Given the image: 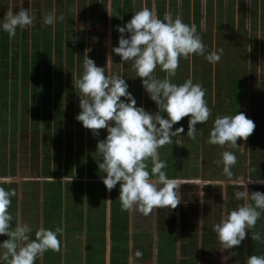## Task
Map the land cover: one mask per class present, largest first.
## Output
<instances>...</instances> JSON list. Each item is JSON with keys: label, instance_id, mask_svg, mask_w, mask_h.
Instances as JSON below:
<instances>
[{"label": "crops", "instance_id": "crops-1", "mask_svg": "<svg viewBox=\"0 0 264 264\" xmlns=\"http://www.w3.org/2000/svg\"><path fill=\"white\" fill-rule=\"evenodd\" d=\"M95 1L26 0L35 20L29 29L17 28L12 53L17 64L7 68L14 79L10 76L1 83L5 67H0V187L17 193L9 208L12 223L28 224L33 239L41 227L63 228L58 236L60 251L45 252L36 264H244L247 256L264 255V213L254 229L246 230L239 247L224 250L212 230L225 205L231 211L243 203L234 196L243 190L239 182L245 180L249 193H264V184L248 183L264 179V87L251 82L260 73L251 74L248 63L264 50V0H152V10L160 19L170 12L173 18L194 24L200 38L211 35L201 40L209 53L223 50L224 64L218 71L224 83L222 87L211 84L218 74H211L216 70L210 62H203L201 69L200 64H191L194 54L188 58L189 71L184 72L187 58L180 59L171 82L177 78L175 83L182 84L191 78L201 84L211 115L196 126L195 139L187 136L189 117L173 126V131L183 127L184 133L173 136L159 152L167 164L163 171L177 181L181 204L175 209L155 208L147 215L122 210L119 183L111 192L103 184L96 150L107 132L99 130L94 136L76 120L81 109L79 90L74 87L87 54L106 74L131 79L128 91L138 107L152 114L158 111L141 79L134 77L131 62H122L112 51L120 38L117 27L130 21L147 0H101L102 17L94 13ZM12 2L0 0V21L13 11ZM114 7L117 21H113ZM53 12L56 23L44 25V14ZM5 34L0 32L1 61L10 60L12 41ZM109 56L112 62L107 65ZM239 61L243 78L232 80L234 62ZM153 75L163 79L167 74L157 67ZM230 83L235 92L240 83L246 86L243 98L229 100ZM240 99L241 107L234 105L231 110L233 101ZM238 112L255 123L253 134L246 141L238 139L235 148L210 145L215 118ZM225 150L237 157L230 178L224 175L223 164L216 163ZM251 232H259L262 241H252ZM6 239L0 236L1 243Z\"/></svg>", "mask_w": 264, "mask_h": 264}, {"label": "clouds", "instance_id": "clouds-1", "mask_svg": "<svg viewBox=\"0 0 264 264\" xmlns=\"http://www.w3.org/2000/svg\"><path fill=\"white\" fill-rule=\"evenodd\" d=\"M63 19L61 16L60 20ZM34 20L35 17L27 9L21 8L15 13L9 10L0 21V28L11 39L15 37L17 28H31ZM55 23L54 12L44 14V25ZM117 31L120 38L118 47L112 49L113 53L122 62H131L134 77L141 79L143 88L158 111L152 114L138 107L125 79L109 71L106 74V69L96 66L86 54L82 73L74 84L79 90L81 109L76 120L85 129L91 130L94 136L99 134V130H106V138L97 143L96 154L102 161L98 163V168L104 173L103 184L109 192L119 183L118 199L122 210L135 209L147 215L155 208L175 209L181 204L178 184L163 171L167 164L160 159L159 149L170 144L173 136L184 133L183 127L173 131V126L185 117H189L187 136L195 139L196 126L208 121L211 109L201 84H194L191 78L176 84L171 82L170 77L175 75L181 58L195 54L216 63L223 50H219L220 54L217 51L209 53L196 34L194 24L184 23L179 16L173 18L170 12L160 19L148 8L134 12L131 20L123 27L118 26ZM111 62L109 56L107 65ZM157 67L167 74L163 79L153 75ZM255 127V123L243 112L217 116L207 142L235 148L238 147L237 140L246 141ZM221 156L222 159L216 163L223 164V173L230 178L237 157L228 150L223 151ZM67 177L63 178V182ZM253 182L264 184V179L248 180V183ZM239 183L243 190L236 191L234 196L243 203L231 211L225 205L221 220L212 228L224 250L239 247L247 231L255 228L261 213H264V193H249L245 180ZM16 195L14 189L0 187V236L7 237L0 243V264H36L45 252L60 251L58 236L63 233V228L58 226L53 231L41 227L36 230L33 239L30 236L33 230L28 224L16 222L13 225L9 208L11 198ZM108 202L111 203V200ZM251 239L262 241L259 232H251ZM244 264H264V255L247 256Z\"/></svg>", "mask_w": 264, "mask_h": 264}, {"label": "rangeland", "instance_id": "rangeland-1", "mask_svg": "<svg viewBox=\"0 0 264 264\" xmlns=\"http://www.w3.org/2000/svg\"><path fill=\"white\" fill-rule=\"evenodd\" d=\"M96 2V9H94V13H96V11H97V15L98 16H100V17H102V10H101V6H100V4H101V0H97V1H95ZM145 2V3H144ZM143 2V7L142 8H148L150 11H152L153 13H154V11L152 10V7H151V2H152V0H147V1H144ZM25 3H26V0H13V2H12V4H11V6H12V9H13V12L15 13V12H17L16 11V9H17V6H19V5H24L23 6V8L24 9H26V5H25ZM27 5H28V3H27ZM115 5V4H114ZM149 6V7H148ZM34 10V9H33ZM129 10V9H128ZM128 10H127V12H128ZM125 14V13H124ZM155 15H156V13H154ZM117 13H116V11H115V7L113 8V21H117ZM157 16H158V12H157ZM101 19V18H100ZM29 29V28H28ZM0 32H2V33H4V35H6L5 34V32L2 30V28L0 29ZM209 36H211V35H208V34H205V35H202L201 36V38L203 39H207L208 40V38H209ZM113 37H115V34H113ZM210 40V39H209ZM11 41H12V44H11V53H10V60L9 61H5V60H0V67H5V72H3V74H2V77H1V83H3V81H4V78L7 80V79H9L10 78V76L13 74V72L12 71H9V72H7V68H9V69H12V64H13V62H16V64H17V59H15L14 58V54H12L13 52H14V49L16 48V46H17V41H18V36H16L15 35V37L14 38H11ZM215 41V40H214ZM211 43V41H208V43ZM215 46H217V45H215ZM208 47V46H207ZM221 47V46H220ZM218 48V47H217ZM212 49V48H211ZM262 54H260L259 56H257V55H255L254 57H252V59L248 62L249 63V67H250V69H251V74H253V73H255V74H258V72L260 73V76L259 77H257V75H255L253 78H251V82H253L254 81V84H259V86H261V87H264V50L261 52ZM70 59V58H69ZM196 60H198V62L196 61ZM223 60V59H222ZM187 63H186V66L184 67V72L186 71V72H188L189 71V64H188V62L189 61H191V60H189L188 58H187ZM203 62H208L207 60L206 61H202V58H201V56L200 55H196V59L194 58L192 61H191V64H200V68L202 69V64H203ZM6 63V65H4ZM207 64V63H206ZM212 64V67L211 68H214L215 70H216V72H213V71H211V74H214V75H216L217 76V74H218V78H217V80L216 81H213V82H211V84H214V85H216L217 87H222V84L224 83V78H223V76H220V73H219V71L218 70H220L221 69V67L223 66V61H221V60H219L218 62H216V63H211ZM188 66V67H187ZM206 66H208V65H206ZM219 66H221V67H219ZM234 68H235V70H234V78L232 77V80H238L239 81V79H241V78H243V76L241 77L240 76V74H242L241 73V71L242 70H240V68L241 67H243L242 66V64H241V62L239 61V62H234ZM247 66V65H246ZM245 66V67H246ZM209 67V66H208ZM247 69H248V67H247ZM188 70V71H187ZM218 71V72H217ZM77 74L76 73H74L73 74V78H74V76H76ZM187 75H188V73H187ZM213 75V76H214ZM185 76V75H184ZM183 76V77H184ZM188 77V76H187ZM67 79H70V75H67V77H66ZM73 78H71L70 80H73ZM11 79H14V77L13 76H11ZM176 80H177V78H172V83H175L176 82ZM125 81H126V83L127 84H129V82L131 81V79L130 78H127V77H125ZM62 82V81H61ZM61 82H60V84H61ZM253 85V84H252ZM227 86L231 89V91H230V94H229V100L232 98V97H234L235 96V98L237 99V97L238 98H243V96L244 95H242L243 93H245V88H246V86L245 85H242V84H239L238 86H236V87H239V88H237V92H235L234 91V84H232V83H230V84H227ZM234 92H235V94H234ZM254 95V94H253ZM263 96H264V94H263ZM241 101V99L240 100H237V102L236 101H233V104L231 105V110L234 108V105H238V108H240L241 107V104L239 103ZM0 243H1V241H0Z\"/></svg>", "mask_w": 264, "mask_h": 264}, {"label": "trees", "instance_id": "trees-1", "mask_svg": "<svg viewBox=\"0 0 264 264\" xmlns=\"http://www.w3.org/2000/svg\"><path fill=\"white\" fill-rule=\"evenodd\" d=\"M125 3H126V1H125ZM159 15H160V14H158V17H159ZM159 18H160V17H159ZM201 58H202V57H201ZM202 59H203V58H202ZM240 84H242V83H240Z\"/></svg>", "mask_w": 264, "mask_h": 264}]
</instances>
